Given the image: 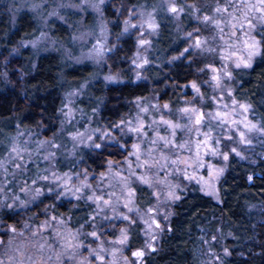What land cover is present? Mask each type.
Masks as SVG:
<instances>
[{
  "label": "rangeland",
  "instance_id": "1",
  "mask_svg": "<svg viewBox=\"0 0 264 264\" xmlns=\"http://www.w3.org/2000/svg\"><path fill=\"white\" fill-rule=\"evenodd\" d=\"M90 2L98 3L99 0ZM81 4L82 0H0V7L10 12L12 21L17 20L20 11L26 10L39 24L37 35L21 41L7 59L20 55L25 49H29L36 60L49 52H60L69 62L92 65L95 77L102 79L105 85H117L125 80L110 68L109 59L121 39L133 36L136 50L130 65L135 82L143 81L151 65L154 39L160 32L158 9L161 8L186 40L188 51L184 49L176 58L192 64L196 76L183 87L185 97L176 112H172L170 105L162 102L159 96L152 95L137 99L134 114L116 125H100L94 114L88 115L80 107L88 85L83 83L65 96L58 136L47 139L40 130L18 129L0 151V260L4 264H57L55 256L61 252L64 238L83 247L71 250L75 253L74 259L62 256V264H79L84 258L88 264H144V259L157 249L162 237L170 231L173 206L189 188L195 186L220 202L219 183L229 158L236 156L251 164L264 158V132L257 130L264 127L254 117L252 107L234 95L235 72L250 69L261 55L264 13L259 11V0H160L156 7H132L124 0H104L100 11L81 8ZM169 4L184 9L178 19L167 10ZM108 5L121 22V32L117 36L113 32V22L107 18ZM193 5L198 11L194 12ZM218 5L227 7L232 16L228 13L216 15L214 9ZM150 13L159 25L155 31L146 22ZM183 15L191 17V29L183 27ZM203 15L221 19L223 32L211 23H204ZM52 20L69 29L71 42L68 47L52 35L49 28ZM126 20L129 21L127 31ZM188 33L193 36L189 37ZM196 37L207 39V47L212 51L193 50L190 45ZM141 40L148 43L141 44ZM253 40L258 42L255 50L245 44V41L252 44ZM250 52H254L251 59ZM245 61L250 66L245 67ZM214 75L219 77L218 84L213 80ZM185 108L195 111L184 112ZM163 121L178 125L174 135ZM136 128H140V132L132 130ZM158 136L172 143L165 148ZM96 144L100 147L96 148ZM133 145L139 146V161ZM86 150H106L108 154L115 152L117 155L109 157L104 170L97 173L83 163ZM163 157L167 158L166 163ZM145 160L152 167H138ZM145 173L151 187L137 179ZM249 181H253V175L249 176ZM141 188L149 192V202L144 206L138 203ZM36 189L41 195H36ZM88 197H103V200ZM46 198L58 203L68 200L91 204L93 212L88 224L72 227L69 216H56L48 209L49 204H42ZM104 201L110 204L105 205ZM8 213L13 222L8 221ZM136 226L140 227L144 244L140 249L130 250L131 231ZM12 228L16 229L14 233ZM122 230L128 239L120 244ZM93 231L99 239L90 235ZM42 244L43 249L40 248ZM91 250L94 253L90 255ZM137 251L143 255L134 256ZM206 255L203 264H215L219 260L215 250L207 251Z\"/></svg>",
  "mask_w": 264,
  "mask_h": 264
},
{
  "label": "trees",
  "instance_id": "2",
  "mask_svg": "<svg viewBox=\"0 0 264 264\" xmlns=\"http://www.w3.org/2000/svg\"><path fill=\"white\" fill-rule=\"evenodd\" d=\"M160 0H124L132 7H156ZM107 18L113 22L114 35L121 32V22L108 5ZM160 32L154 39L150 53L151 65L146 78L135 82L130 58L136 50L133 36L121 39L109 59L112 70L125 80L117 85H105L95 77L90 64L69 62L60 52H49L37 60L29 49L7 59L17 45L35 37L39 24L29 11H20L12 21L9 11L0 7V151L10 142L18 129L40 130L44 138L58 136L66 94L88 83L80 107L86 114H94L100 125L112 127L133 115L135 101L159 96L168 103L172 112L183 104V87L191 82L194 66L178 57L186 47V40L177 31L173 19L163 9H158ZM71 16V15H70ZM14 22V23H13ZM182 25L191 29L192 19L183 15ZM52 35L63 46L70 44V32L56 20L49 23ZM108 69V65H107ZM237 81L235 98L252 107L254 117L264 127V42L260 57L250 69L235 72ZM7 135V136H6ZM106 150H86L83 163L90 170L100 173L109 157ZM253 175V181L249 176ZM221 201L203 194L192 186L174 204L170 231L159 242L156 250L144 264H203L206 252L215 250L219 260L215 264H264V158L255 164L231 156L227 170L220 180ZM149 192L138 190V203L149 202ZM47 199V198H46ZM50 212L56 216H69L72 227L88 224L93 207L85 201L63 200L60 203L47 199ZM8 221L13 222L8 213ZM140 227L131 231L130 250L143 247Z\"/></svg>",
  "mask_w": 264,
  "mask_h": 264
},
{
  "label": "snow or ice",
  "instance_id": "3",
  "mask_svg": "<svg viewBox=\"0 0 264 264\" xmlns=\"http://www.w3.org/2000/svg\"><path fill=\"white\" fill-rule=\"evenodd\" d=\"M259 3H260V6H261L260 9H259V11H261L262 13H264V0H259ZM103 4H104V0H99L98 3H91L90 0H82V4L80 5V7L81 8H83V7H91L93 9H95L96 11H100V7ZM192 7L194 9V12L195 11H198L197 9H195V6L194 5ZM167 10L170 13L174 14L177 19L179 18V16L184 11L183 8H178L175 4H169ZM214 13L216 15H219L221 13H228V9H227V7H221V6L218 5L214 9ZM228 15L230 17L232 16L231 13H228ZM149 17H150V19L148 21H146L148 23V27L151 28V29H153L155 31L159 27V25L155 22L154 16L151 13L149 14ZM232 19H235V17H232ZM202 20H203L204 23H211V24L215 25V27L220 32H223V28L221 27V24L223 23V21L221 19H217L215 16L203 15ZM124 23H125V31H127V27L129 25V21L126 20V21H124ZM141 26H143V25H141ZM242 26L243 25H241V27ZM232 27L235 28L236 25L233 24ZM249 27L250 28L252 27L251 23H249ZM188 36L189 37H192L193 34L192 33H188ZM221 39H223L222 36H221ZM140 43L141 44H146L148 42L147 41H144V40H141ZM207 44H208L207 39L201 40L199 37H196L194 39L193 44L190 45V47L193 50L200 49L201 51H212L211 48L207 47ZM245 44H246L247 47L255 50L256 47H257V45H258V42L255 41V40H253L252 44H248V42L245 41ZM33 46H35V45H33ZM185 51L187 52L188 49H185ZM252 54H254V52H250L249 53V59H251V55ZM243 63H244V66L245 67L250 66L246 61L243 62ZM236 66L237 67H240V63H237ZM213 71L215 72L216 70L213 69ZM213 80H215L217 82V84L219 83V77L218 76H215L214 75L213 76ZM192 87L195 88L196 87L195 84H193ZM197 91H199V90L197 89ZM164 107L167 108L168 105H164ZM245 110H247L246 107H245ZM145 111H146V109H145ZM183 111L184 112H189V111H195V110L194 109L185 108V109H183ZM163 123L169 125V127L173 130V135H174V130H175L176 127H178V125H174L170 121H163ZM197 123H199V119H197ZM246 127H247V125H246ZM252 127L255 128L256 126L253 125ZM132 130L133 131H136V132H140L141 129L140 128H136V129H132ZM257 130L264 132V129H257ZM243 138H244V134L241 133V139L243 140ZM158 139L163 142V147H165V148L168 147L172 143L171 140H169V139H167L165 137L158 136ZM152 143L153 144H156V140H153ZM95 147L96 148H99L100 145L99 144H96ZM133 148L136 149L135 155H136V159L139 161L140 160L139 146L138 145H133ZM15 151H16V149L14 148L13 149V152H15ZM233 151H235V149H233ZM150 154H151V149L149 150V155ZM224 158L227 159V156H225ZM163 159L165 160V163H166L167 162V158L166 157H163ZM173 163H175V161H173ZM109 167H111V162H109ZM138 167L150 168V167H152V165H149L148 164V161L145 160L142 165L138 164ZM161 167H163V165H161ZM45 179H46V177H45ZM122 179H125V178H122ZM137 179L140 180L142 183L148 185L149 187L152 186L151 185L150 178L148 177L147 173H145L144 175H141V176L137 177ZM34 183H35V181H34ZM73 194L75 195V193H73ZM36 195L37 196L41 195V191L39 189H36ZM128 195L131 196L132 195V192L129 191L128 192ZM88 198L89 199H94L96 201L103 200V197H88ZM104 204L105 205H109L110 204V201H104ZM125 206H127V205H125ZM8 207H11V205H8ZM149 211H151V209H149ZM52 219H55V217H53ZM125 219H127V217H125ZM156 227L159 228V225L157 224ZM11 231L14 233L16 231V229L15 228H12ZM90 235L92 237H95V238L99 239V237H98V235H97V233L95 231H93L92 233H90ZM127 239H128L127 234L122 230V232H121V239L118 242L120 244H123V243L126 242ZM64 240H65V242L63 244H61V252L57 253L56 256H55V259L57 261V264H62L61 258H62V256H65V255L67 256V258L69 260L74 259L75 258V253L72 252L71 250L73 248L79 249V248L83 247V245H81V244H73V243H71L70 241L67 240V238H64ZM0 243H2V241H0ZM9 243H11V241H9ZM148 247H151V245L149 244ZM40 248L43 249L44 248V245L43 244L40 245ZM93 253H94V250H91L90 251V255L93 254ZM114 254L115 253H113V255ZM133 255L134 256H137V257H140V256L143 255V252L137 251V252L133 253ZM48 259H52V257H49ZM0 264H4V262L2 260H0ZM79 264H88L87 258H84L83 260H81L79 262Z\"/></svg>",
  "mask_w": 264,
  "mask_h": 264
}]
</instances>
